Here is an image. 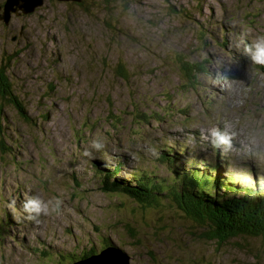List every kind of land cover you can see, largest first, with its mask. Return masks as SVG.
<instances>
[{"label": "rangeland", "instance_id": "rangeland-1", "mask_svg": "<svg viewBox=\"0 0 264 264\" xmlns=\"http://www.w3.org/2000/svg\"><path fill=\"white\" fill-rule=\"evenodd\" d=\"M107 1L45 0L0 20V64L10 63V89L31 118L0 102V264H72L101 252L102 238L130 264H264V237L219 245L175 205L143 209L102 191L92 170L118 166L132 184L138 170L171 178L161 161L171 148L183 170L264 185V65L244 51L264 34V0ZM179 58L202 63L192 84ZM138 114L152 117L139 124ZM221 128L233 137L226 149L210 142ZM34 196L59 205L27 220L22 204Z\"/></svg>", "mask_w": 264, "mask_h": 264}, {"label": "trees", "instance_id": "trees-1", "mask_svg": "<svg viewBox=\"0 0 264 264\" xmlns=\"http://www.w3.org/2000/svg\"><path fill=\"white\" fill-rule=\"evenodd\" d=\"M84 2L85 0L74 4L82 6ZM106 3L110 2L106 0ZM178 62L180 73L187 83L194 81L203 72L202 63L190 62L183 58H179ZM9 65L10 63L5 61L0 64V102L6 101L13 105L22 117L31 120L21 100L10 89L7 75ZM115 66L117 74L125 80L129 79L123 63L117 62ZM138 115L139 124H141L140 120H149L152 117L148 114ZM2 116L3 107L1 106L0 136L2 139L0 143L5 149ZM164 152L161 161L168 166L172 174L171 178L161 177L156 171L148 173L138 170V174L133 176L134 184H132L126 178H117L120 167L116 166L106 171L99 166L95 168V173L101 180L100 189L108 194L126 196L143 209L156 208L165 203L168 206L175 205L179 215L183 214L195 223L206 225L205 237L217 241L219 245L241 236L264 237V185L259 188L255 185L241 189L229 176H224L219 171L215 173L210 169L201 171L200 168L187 163L188 169L183 170L179 159L171 157L173 149L170 148ZM203 177L206 181L202 180ZM233 191L242 192L243 195H227L228 192L233 193ZM251 195L254 196L251 197ZM101 245L103 249L111 245V242L107 238H102ZM95 253V250L91 249L81 254L79 259H75L72 255L71 259L76 262ZM57 258L61 260L63 257L60 254Z\"/></svg>", "mask_w": 264, "mask_h": 264}, {"label": "clouds", "instance_id": "clouds-1", "mask_svg": "<svg viewBox=\"0 0 264 264\" xmlns=\"http://www.w3.org/2000/svg\"><path fill=\"white\" fill-rule=\"evenodd\" d=\"M244 51L253 63L264 65V34H259L250 42H246ZM210 142L216 148L223 146L226 149L230 146L228 134L218 129L210 130ZM91 146L98 151L104 147V143L101 139H97L91 142ZM84 154L90 155L87 150H85ZM58 205L59 201H44L38 196L27 198L22 204V210L25 213L24 218L36 221L39 216L48 212L50 206L56 208Z\"/></svg>", "mask_w": 264, "mask_h": 264}, {"label": "water", "instance_id": "water-1", "mask_svg": "<svg viewBox=\"0 0 264 264\" xmlns=\"http://www.w3.org/2000/svg\"><path fill=\"white\" fill-rule=\"evenodd\" d=\"M45 0H5L0 6V20L8 25L12 16L29 15L44 4ZM65 3H81L83 0H57ZM73 264H130V256L114 244L104 248L101 252L76 261Z\"/></svg>", "mask_w": 264, "mask_h": 264}, {"label": "bare ground", "instance_id": "bare-ground-1", "mask_svg": "<svg viewBox=\"0 0 264 264\" xmlns=\"http://www.w3.org/2000/svg\"><path fill=\"white\" fill-rule=\"evenodd\" d=\"M192 130H193V129H192ZM220 130H222V128H221ZM194 131H195V130H194ZM223 131H224V130H223ZM226 131H228L227 129H225V133H226V134H228L229 132H226ZM231 134H232V133H229V135H228V136L230 137V136H231ZM206 136H209V135H208V134H206ZM231 138L233 139V137H232V136H231ZM179 155H180V154H179ZM153 157H154V156H153ZM186 165H187V164H186ZM97 167H98L97 165H94V164H93V166H92V170H94V171H95V170H96L95 168H97ZM186 168L188 169V166H186Z\"/></svg>", "mask_w": 264, "mask_h": 264}, {"label": "flooded vegetation", "instance_id": "flooded-vegetation-1", "mask_svg": "<svg viewBox=\"0 0 264 264\" xmlns=\"http://www.w3.org/2000/svg\"><path fill=\"white\" fill-rule=\"evenodd\" d=\"M3 4H0V6H2Z\"/></svg>", "mask_w": 264, "mask_h": 264}]
</instances>
